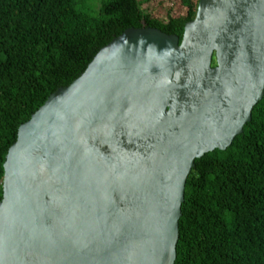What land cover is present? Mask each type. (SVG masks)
I'll return each instance as SVG.
<instances>
[{"label":"water","instance_id":"1","mask_svg":"<svg viewBox=\"0 0 264 264\" xmlns=\"http://www.w3.org/2000/svg\"><path fill=\"white\" fill-rule=\"evenodd\" d=\"M263 97L264 0H198L181 41L126 29L19 127L0 264H175L195 160Z\"/></svg>","mask_w":264,"mask_h":264},{"label":"trees","instance_id":"2","mask_svg":"<svg viewBox=\"0 0 264 264\" xmlns=\"http://www.w3.org/2000/svg\"><path fill=\"white\" fill-rule=\"evenodd\" d=\"M146 0H0V201L3 164L19 127L48 97L84 73L129 28L181 41L186 13L155 18ZM214 63V61H213ZM187 177L175 264H264V97L224 151L195 160Z\"/></svg>","mask_w":264,"mask_h":264},{"label":"rangeland","instance_id":"3","mask_svg":"<svg viewBox=\"0 0 264 264\" xmlns=\"http://www.w3.org/2000/svg\"><path fill=\"white\" fill-rule=\"evenodd\" d=\"M143 8L147 9L153 17L161 19H166L169 12L175 17L186 13L182 0H146Z\"/></svg>","mask_w":264,"mask_h":264}]
</instances>
